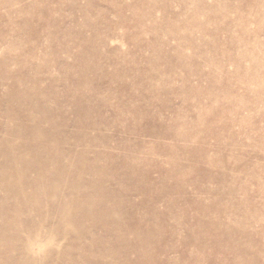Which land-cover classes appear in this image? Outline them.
Masks as SVG:
<instances>
[{
    "label": "rangeland",
    "instance_id": "1",
    "mask_svg": "<svg viewBox=\"0 0 264 264\" xmlns=\"http://www.w3.org/2000/svg\"><path fill=\"white\" fill-rule=\"evenodd\" d=\"M0 264H264V0H0Z\"/></svg>",
    "mask_w": 264,
    "mask_h": 264
},
{
    "label": "clouds",
    "instance_id": "2",
    "mask_svg": "<svg viewBox=\"0 0 264 264\" xmlns=\"http://www.w3.org/2000/svg\"><path fill=\"white\" fill-rule=\"evenodd\" d=\"M39 236V235H38ZM58 238L55 234H50L46 240L38 238L29 239V250L36 256H41L47 253L50 248L58 246Z\"/></svg>",
    "mask_w": 264,
    "mask_h": 264
}]
</instances>
